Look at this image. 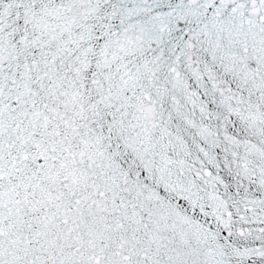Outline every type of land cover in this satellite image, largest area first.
I'll list each match as a JSON object with an SVG mask.
<instances>
[{"label":"snow or ice","instance_id":"1","mask_svg":"<svg viewBox=\"0 0 264 264\" xmlns=\"http://www.w3.org/2000/svg\"><path fill=\"white\" fill-rule=\"evenodd\" d=\"M0 264H264V0H0Z\"/></svg>","mask_w":264,"mask_h":264}]
</instances>
